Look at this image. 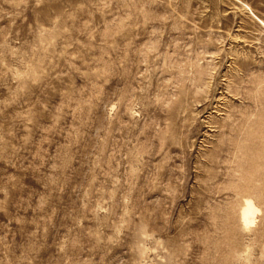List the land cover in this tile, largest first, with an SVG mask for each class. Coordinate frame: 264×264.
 I'll use <instances>...</instances> for the list:
<instances>
[{"label": "rangeland", "instance_id": "obj_1", "mask_svg": "<svg viewBox=\"0 0 264 264\" xmlns=\"http://www.w3.org/2000/svg\"><path fill=\"white\" fill-rule=\"evenodd\" d=\"M0 264H264V0H0Z\"/></svg>", "mask_w": 264, "mask_h": 264}, {"label": "bare ground", "instance_id": "obj_2", "mask_svg": "<svg viewBox=\"0 0 264 264\" xmlns=\"http://www.w3.org/2000/svg\"><path fill=\"white\" fill-rule=\"evenodd\" d=\"M259 212L260 210L251 200L244 199L239 210V220L243 227L248 230V228L254 224L255 215Z\"/></svg>", "mask_w": 264, "mask_h": 264}]
</instances>
